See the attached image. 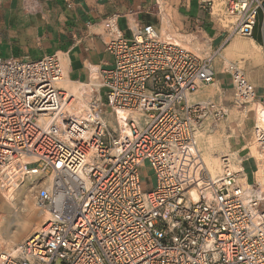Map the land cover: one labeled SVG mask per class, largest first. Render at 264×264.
I'll use <instances>...</instances> for the list:
<instances>
[{
    "label": "built area",
    "instance_id": "built-area-1",
    "mask_svg": "<svg viewBox=\"0 0 264 264\" xmlns=\"http://www.w3.org/2000/svg\"><path fill=\"white\" fill-rule=\"evenodd\" d=\"M224 11L235 17L231 36L247 38L259 15L264 64V0H229ZM127 27L126 37L106 20L111 64L75 93L58 85L56 54L0 57V176L10 195L29 175L45 177L35 201L47 214L0 264H264L258 164L248 180L242 160L222 154L212 174L196 142L203 121L225 113L190 100L213 81L215 53H195L152 24ZM222 69L233 103L256 98L241 67ZM253 137L264 153V128Z\"/></svg>",
    "mask_w": 264,
    "mask_h": 264
},
{
    "label": "crops",
    "instance_id": "crops-1",
    "mask_svg": "<svg viewBox=\"0 0 264 264\" xmlns=\"http://www.w3.org/2000/svg\"><path fill=\"white\" fill-rule=\"evenodd\" d=\"M213 1L0 0V57L37 59L56 54L63 67L66 83L85 82L93 70L107 68L111 64L112 57L105 49L109 39L106 20L114 16L118 28L126 37L130 35L127 21L139 25L152 24L163 33L176 36L181 44L195 53H215L212 59L214 79L209 84L201 85L190 97L191 101L212 99L214 101L211 102L221 109L229 105L233 85L230 76L221 68L220 58L226 60L237 53L246 58L250 56L249 61L252 58L255 62V70L252 71L251 63L248 62L243 72L249 76L256 97L263 102L264 79L261 75L264 73V64H260L252 52H247L245 47L248 45L244 41L237 42L232 38L226 44L231 30L222 24L221 17H213ZM224 1L226 4L229 0ZM258 27L254 26L250 39L261 48L262 38ZM220 49L223 50L219 54ZM208 87H213L216 92L213 94ZM259 106L264 107L262 104ZM253 120L257 123L255 113L253 119L252 116L246 117L243 129L236 128L226 138V148L242 160L241 165L245 167L249 163L250 169L245 170L248 180L253 178L252 173L257 164L255 158L258 169L260 165L258 156L249 153L248 143L245 142ZM204 129L196 133L198 143L202 146L204 140L207 145L215 143L220 131L205 137ZM207 167L213 173L219 171L218 162L214 159L207 163Z\"/></svg>",
    "mask_w": 264,
    "mask_h": 264
},
{
    "label": "rangeland",
    "instance_id": "rangeland-1",
    "mask_svg": "<svg viewBox=\"0 0 264 264\" xmlns=\"http://www.w3.org/2000/svg\"><path fill=\"white\" fill-rule=\"evenodd\" d=\"M225 1L224 0H214L213 1V6H212V15L214 18H216L217 16H222L223 20H222V24L224 26H227V28H229L231 30V25L235 20V17L233 16H229L225 14ZM259 21H260V17L259 15L257 16V26L259 25ZM259 30V27H258ZM176 37V36H174ZM234 38L237 42H245L248 45V49L250 50V52H252L254 54V56H256V59H258V61H260V64L263 62V52L262 49L258 46L255 45L251 39L241 36V35H232L230 37V39H228L227 43ZM225 44V46H226ZM224 46V47H225ZM223 47V48H224ZM223 49H220V52ZM225 52V51H224ZM199 53V52H196ZM220 63L222 65L221 68H223L224 65H226L227 62H233L235 64H237L239 67H241L244 71V68L247 66V63L249 62V59L246 58L245 55L243 54H237L235 53L234 55L228 57L226 60L223 59L222 57L220 58ZM262 78L264 79V73L261 75ZM246 78L251 82L249 76L246 74ZM262 79V80H263ZM67 84L66 82H63V84ZM252 83V82H251ZM71 86L73 87L74 91H76L77 89H79V84H71ZM208 89H211L213 91V94L216 92V90L213 87H208ZM233 97V96H232ZM211 101H214L212 99H209ZM216 103V102H215ZM259 104H262L264 106V98H263V102L260 101L257 97L249 102V103H245L242 105H236L235 103H233V101L231 100L229 105L227 107H224V115L220 118L215 120L213 118V116H209L207 119H205L203 121V127L202 129H204L206 136L208 135H213L217 130L220 131V135L218 136V139H214L215 143L211 144V145H207L206 140H204V145H200L196 139L197 142V146L201 152L202 158L204 163L207 166V163H211V161L214 159L218 162L219 167H221V162H220V155L222 154H234L232 152H230V150H228L226 148L227 143H226V138L227 135L229 133L233 134L235 132L236 128H240L243 129V124L244 121L246 119L247 116H252L253 119V115L255 113V107L259 106ZM218 106H220V104H217ZM232 113V115H231ZM231 115V117H230ZM208 121V122H207ZM254 121L253 120V124L251 125V128L247 130L248 134L245 136V142L248 143L249 146V153L251 154V152L253 154H255L256 156H258V154H262V161L264 162V153L260 151V148L257 147L254 137H253V125H254ZM206 123H207V127H206ZM240 135V134H239ZM246 143V144H247ZM254 145V146H253ZM253 147V148H252ZM254 148H256V152H254ZM235 157V155L233 156ZM255 157V156H254ZM256 160V158H255ZM257 161V160H256ZM258 164V162H257ZM245 170H249V163H247L244 167ZM257 176V175H256ZM29 179H31V181H27ZM141 181L143 182V184H145V186L147 188H150L151 185L153 184V171L151 169V167L149 166L148 163L144 164V167L141 169ZM2 179V176L0 177V180ZM258 179V177H257ZM45 180V177H41L38 175H29L27 178H25L22 182H20L19 184H17V189L18 188H22L25 184L26 181L28 183V187L26 189V194L24 195H16L21 197L20 200V204L18 206H16L12 211H7L5 210V208L3 207L2 203L3 199L2 196L0 195V252H3L5 250H10L12 247H15L17 245H19L20 243H22L27 237H29L32 233H34L40 226L41 224L44 222V220L46 219L47 214H45V211L39 207L36 204L35 201V194L37 189L41 186V182H43ZM259 180V179H258ZM16 189V191H17ZM10 188H7V192L9 193ZM15 191V189H13ZM27 202V208L23 209V203L22 202ZM22 210H26L23 211L25 214H27V219L29 220L27 222L26 227L24 228V230L22 231V233L19 234V229L16 228L15 224L12 225L10 227L9 233L6 234L3 230V226H4V218L5 215L6 216H11L13 217L14 212L13 211H21ZM26 220L24 222H26ZM29 225V226H28Z\"/></svg>",
    "mask_w": 264,
    "mask_h": 264
},
{
    "label": "bare ground",
    "instance_id": "bare-ground-1",
    "mask_svg": "<svg viewBox=\"0 0 264 264\" xmlns=\"http://www.w3.org/2000/svg\"><path fill=\"white\" fill-rule=\"evenodd\" d=\"M250 39V38H249ZM245 49L247 50V52H250L248 47H245ZM250 57V56H249ZM248 57V58H249ZM249 63H251L250 66H252V71L256 69V65H255V62L252 60V58H250V61ZM250 68V69H251ZM251 71V70H250ZM63 82H65V79L62 80L61 82L58 83V85L66 90L68 93H75L73 87L71 86L70 83H67V84H63ZM78 90V89H77ZM76 90V91H77ZM255 116H256V122L257 123H254L253 127L256 128V127H260V128H264V107L262 106H258L256 107L255 109ZM208 118V117H207ZM198 132V131H197ZM196 132V133H197ZM254 146V145H253ZM253 148V147H252ZM256 148H254V152ZM257 153V152H256ZM258 154V153H257ZM258 158H260V160L262 161V154H258ZM220 165V164H219ZM208 168V167H207ZM221 167H219V171H220ZM209 170V169H208ZM210 171V170H209ZM218 171V172H219ZM210 173L212 174H215L213 172L210 171ZM217 173V172H216ZM256 175L259 179L260 182L263 181V178H264V162H261L260 165H259V169L258 171L256 172ZM31 176V175H30ZM1 177V176H0ZM27 181H31V179L28 178ZM26 181V184L22 187V188H18L17 189V184L13 187V189H15V191L13 190L11 195L7 192V187L8 185H6L3 181V177L2 179L0 180V195L2 196V199H3V202L2 205L3 207L5 208V210L7 211H12L16 206H18L20 203V200H21V197H19L20 195H24L26 194V189L28 187V183ZM49 182H47L46 184H48ZM45 184V185H46ZM17 189V191H16ZM20 194V195H19ZM16 195H19V196H16ZM192 196L194 199H197V196L194 192H192ZM19 203V204H18ZM23 203V209H26L27 208V202H22ZM18 204V205H17ZM23 211H25L26 213V210H22V213L21 211L17 212V211H13L14 214H13V217L11 216H6L5 215V218H4V226H3V230L6 234L9 233V230H10V227L12 225L15 224L16 228L19 229V234L22 233V231L24 230V228L26 227L27 225V222L29 220H26L27 219V214H25ZM46 214V213H45ZM1 218V216H0ZM26 220V222H24ZM29 226V225H28ZM13 248V247H12ZM11 248V249H12ZM6 251V250H5Z\"/></svg>",
    "mask_w": 264,
    "mask_h": 264
}]
</instances>
